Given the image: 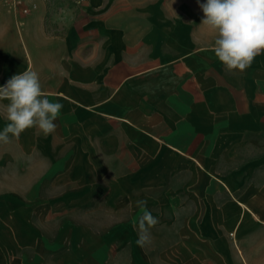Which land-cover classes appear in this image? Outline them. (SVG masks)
Here are the masks:
<instances>
[{
  "label": "crops",
  "instance_id": "obj_1",
  "mask_svg": "<svg viewBox=\"0 0 264 264\" xmlns=\"http://www.w3.org/2000/svg\"><path fill=\"white\" fill-rule=\"evenodd\" d=\"M30 2L0 1V86L63 108L0 142V264H264V54L227 71L206 0Z\"/></svg>",
  "mask_w": 264,
  "mask_h": 264
},
{
  "label": "clouds",
  "instance_id": "obj_2",
  "mask_svg": "<svg viewBox=\"0 0 264 264\" xmlns=\"http://www.w3.org/2000/svg\"><path fill=\"white\" fill-rule=\"evenodd\" d=\"M199 7L204 14L201 24L215 34L212 50L227 71L243 72L264 54V0H206ZM4 100L8 101L3 105L8 123L0 131V142L8 143L9 134L19 137L34 127L45 136L55 132L63 104L47 97L37 72L25 70L0 86V101ZM136 205L144 209L134 225L136 244L145 247L151 243V227L159 221L147 210L146 200H137Z\"/></svg>",
  "mask_w": 264,
  "mask_h": 264
},
{
  "label": "built area",
  "instance_id": "obj_3",
  "mask_svg": "<svg viewBox=\"0 0 264 264\" xmlns=\"http://www.w3.org/2000/svg\"><path fill=\"white\" fill-rule=\"evenodd\" d=\"M6 8L13 14L16 21L28 17L36 10V4L30 0H0ZM47 2L48 0H40Z\"/></svg>",
  "mask_w": 264,
  "mask_h": 264
}]
</instances>
